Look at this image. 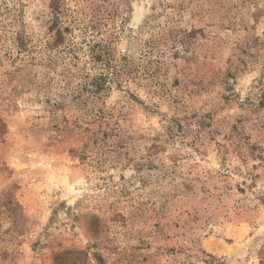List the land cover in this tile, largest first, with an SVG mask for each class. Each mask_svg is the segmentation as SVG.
Returning <instances> with one entry per match:
<instances>
[{"label": "rangeland", "instance_id": "374dc122", "mask_svg": "<svg viewBox=\"0 0 264 264\" xmlns=\"http://www.w3.org/2000/svg\"><path fill=\"white\" fill-rule=\"evenodd\" d=\"M0 264H264V0H0Z\"/></svg>", "mask_w": 264, "mask_h": 264}, {"label": "trees", "instance_id": "16d2710c", "mask_svg": "<svg viewBox=\"0 0 264 264\" xmlns=\"http://www.w3.org/2000/svg\"><path fill=\"white\" fill-rule=\"evenodd\" d=\"M95 86H97L98 84L96 82H94Z\"/></svg>", "mask_w": 264, "mask_h": 264}]
</instances>
